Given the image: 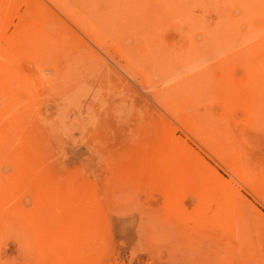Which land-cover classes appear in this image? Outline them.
I'll use <instances>...</instances> for the list:
<instances>
[{
  "label": "rangeland",
  "instance_id": "1",
  "mask_svg": "<svg viewBox=\"0 0 264 264\" xmlns=\"http://www.w3.org/2000/svg\"><path fill=\"white\" fill-rule=\"evenodd\" d=\"M0 264H264V0H0Z\"/></svg>",
  "mask_w": 264,
  "mask_h": 264
},
{
  "label": "bare ground",
  "instance_id": "2",
  "mask_svg": "<svg viewBox=\"0 0 264 264\" xmlns=\"http://www.w3.org/2000/svg\"><path fill=\"white\" fill-rule=\"evenodd\" d=\"M114 2V1H113ZM225 23V22H224ZM232 23V22H231ZM224 34V33H223ZM230 33L228 32V35H229ZM221 35H222V33H221ZM220 34L218 35V33H217V35H216V33L213 35L212 34V36H215L217 39L219 38V37H217V36H221ZM208 39H209V36H208ZM217 39H214L213 41H217ZM209 40H211V39H209ZM207 42H209V41H207ZM218 42H219V40H218ZM219 46V45H218ZM171 173V172H170ZM176 175V174H175ZM172 176V175H171ZM179 180V179H178ZM234 210V209H233ZM232 211V210H231ZM233 212V211H232ZM219 220H222V218L220 217V219ZM231 220H232V218H231ZM233 221H234V218H233ZM236 223V222H235ZM235 223H232L233 225L235 224ZM202 224V223H201ZM215 224V223H214ZM231 224V223H230ZM229 223H227V220L222 224L221 223V225H219V230L218 229H216V231H215V233H217V232H219L221 235H222V233H223V235H225V234H230V228L228 227V226H231ZM204 226V225H203ZM208 227H210V225L208 226ZM212 228V227H211ZM211 230V229H210ZM212 231H213V229H212ZM210 232V231H209ZM222 232V233H221ZM220 234H217L218 236H220ZM213 235V234H212ZM215 235V234H214ZM222 235V236H223ZM233 238V237H232ZM213 239V238H212ZM219 240H220V238H219ZM217 241V240H216ZM222 243V242H221ZM225 243L227 244V241L225 240ZM217 244H220V242L218 241L217 242ZM217 244H215V248L217 247L216 245ZM228 245V244H227ZM230 247V246H229ZM229 247H228V249H229ZM220 248V247H219ZM222 248V247H221ZM225 249H226V247H225ZM231 249V248H230ZM216 250H217V248H216ZM224 250V249H223ZM224 253V252H223ZM222 254V253H221ZM220 254V256H222ZM227 254V253H226ZM219 255V254H218ZM227 259V258H226Z\"/></svg>",
  "mask_w": 264,
  "mask_h": 264
}]
</instances>
